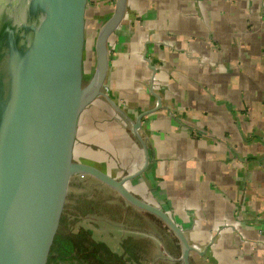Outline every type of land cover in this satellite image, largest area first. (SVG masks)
<instances>
[{"label": "crops", "instance_id": "crops-1", "mask_svg": "<svg viewBox=\"0 0 264 264\" xmlns=\"http://www.w3.org/2000/svg\"><path fill=\"white\" fill-rule=\"evenodd\" d=\"M114 2L96 0L95 33ZM109 49L105 90L119 110L100 97L84 111L75 160L118 179L143 167L130 120L158 102L146 54L162 108L143 118L149 165L127 187L206 250L191 264H264V0H128ZM71 188L73 219L119 220L123 198L111 187H90L91 200Z\"/></svg>", "mask_w": 264, "mask_h": 264}, {"label": "water", "instance_id": "water-1", "mask_svg": "<svg viewBox=\"0 0 264 264\" xmlns=\"http://www.w3.org/2000/svg\"><path fill=\"white\" fill-rule=\"evenodd\" d=\"M128 0H115L94 41L95 68L85 80L93 38L96 0H0V264H48L59 232L71 182L90 176L115 190L130 205L159 218L178 238L181 260L191 264L200 251L185 230L162 208L140 199L127 183L149 165L147 144L139 133L143 118L131 121L145 150L136 173L115 178L76 161L75 141L83 112L104 97L110 67L109 40L122 23ZM213 241V240H212Z\"/></svg>", "mask_w": 264, "mask_h": 264}, {"label": "rangeland", "instance_id": "rangeland-1", "mask_svg": "<svg viewBox=\"0 0 264 264\" xmlns=\"http://www.w3.org/2000/svg\"><path fill=\"white\" fill-rule=\"evenodd\" d=\"M96 28L97 18L95 14L93 22V38L85 63L86 81L92 78L95 68L94 38L97 34V32L95 33ZM90 106H88L87 109ZM100 183V181H97V179L95 180V178L93 179V177L90 176H76L71 182V195L73 194L75 199L81 197V199L90 198L91 200L93 196L97 195V193H93L94 191H90L89 188L99 185ZM100 196L105 197L106 195L102 193ZM75 199H70L69 203H75ZM123 200L119 201V220H107L95 213L73 219L75 216H69L70 209L68 206H65L63 214L65 221L61 222L59 230H62L65 233H76L81 228H91L94 231V237L106 241L112 246V248L120 253H122L124 249L121 247L122 242L130 241L135 243L140 248L139 251L142 259L138 263H135L132 260V264H175L174 262L183 264L182 260H180V242L164 222L156 216L152 214L150 215V213H147L149 214L147 215L137 211L132 205L129 203L127 204V201ZM78 204L79 206L81 205V207L83 206V203ZM169 245L172 247L175 245L177 246V252L174 256L171 255V252L168 249ZM174 258H178V260H175Z\"/></svg>", "mask_w": 264, "mask_h": 264}, {"label": "trees", "instance_id": "trees-1", "mask_svg": "<svg viewBox=\"0 0 264 264\" xmlns=\"http://www.w3.org/2000/svg\"><path fill=\"white\" fill-rule=\"evenodd\" d=\"M93 234L94 231L88 228H81L76 233L59 230L48 264H132V260L138 263L142 259L135 243L122 242L124 249L120 253Z\"/></svg>", "mask_w": 264, "mask_h": 264}]
</instances>
